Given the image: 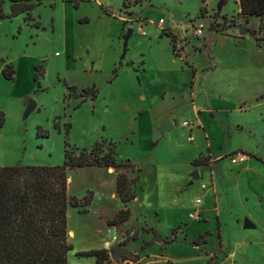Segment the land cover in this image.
Segmentation results:
<instances>
[{
    "label": "rangeland",
    "instance_id": "obj_1",
    "mask_svg": "<svg viewBox=\"0 0 264 264\" xmlns=\"http://www.w3.org/2000/svg\"><path fill=\"white\" fill-rule=\"evenodd\" d=\"M2 1L0 166L62 165L65 141L80 149L106 141L118 161L143 171L130 220L113 239L107 220L124 208L110 180L116 175L68 173V195L94 193L86 211L67 209L68 264H95L75 253L100 248L112 249L110 264H205L220 250L227 257L217 264H264V163L228 159L238 146L264 159V46L239 34L249 25L234 0L219 13L216 0H31L29 17L12 18ZM6 64L13 81L1 75ZM66 85L99 93L81 102ZM30 100L36 107L24 118ZM170 116L174 127L161 134ZM207 147L215 161L193 166ZM190 166L199 172L192 183ZM245 219L254 228H243ZM174 229L177 239L166 244ZM199 235L206 243L197 246Z\"/></svg>",
    "mask_w": 264,
    "mask_h": 264
},
{
    "label": "trees",
    "instance_id": "obj_2",
    "mask_svg": "<svg viewBox=\"0 0 264 264\" xmlns=\"http://www.w3.org/2000/svg\"><path fill=\"white\" fill-rule=\"evenodd\" d=\"M12 18L27 13L34 7L31 0H8ZM229 0H216V13H219ZM0 19L5 18L1 13ZM237 5V16L248 24V31L256 47L264 46V0H234ZM124 5V2H123ZM258 23L250 25V19ZM170 38L171 51L174 52V36ZM34 80L38 78L37 70ZM14 70L6 64L1 75L6 81L14 80ZM43 73L41 74V76ZM114 77L117 68L113 69ZM68 96L85 100L96 99L99 90L95 85L78 89L67 86ZM1 120V119H0ZM1 125V122H0ZM71 125L66 126V137ZM208 152V150H207ZM63 164L47 165H11L0 166V264H68L67 254L73 250L68 243L67 209L79 208L86 211L91 204L94 193L88 190L77 198L68 195V173L83 168H97L104 171L112 169L115 173V192L124 208L108 218L110 228H116L130 220L131 210L128 204L137 200L142 191L141 178L143 171L130 160L118 161L113 142H95L90 149L71 146L64 142ZM209 157L199 155L192 161L193 166H206L204 161ZM176 230L166 240V244L176 239ZM136 240V237H132ZM127 241V240H126ZM125 241V242H126ZM197 246L205 244L202 235L193 241ZM125 245V243L123 244ZM144 249V247L142 248ZM222 251L213 254L205 264H217L226 258ZM112 249H91L76 252L79 258H94L95 264H110ZM137 255L132 259L122 255L123 261L137 262Z\"/></svg>",
    "mask_w": 264,
    "mask_h": 264
},
{
    "label": "water",
    "instance_id": "obj_3",
    "mask_svg": "<svg viewBox=\"0 0 264 264\" xmlns=\"http://www.w3.org/2000/svg\"><path fill=\"white\" fill-rule=\"evenodd\" d=\"M239 34H249V31L247 29H240ZM132 35V29L128 28L126 30V34L122 39V54H121V59L125 57V54L127 52V44L128 40ZM36 107V103L33 100H30L25 108L24 115L23 117L26 118ZM173 128V124L169 119H165L160 127V133H164L170 129ZM191 183L192 181L198 180L199 179V173L198 170H194L191 173ZM68 181V180H67ZM243 228H254V225L251 221L248 219H245L243 222ZM109 238L113 239L114 238V228H111L109 231ZM156 242H161L162 238L161 237H155Z\"/></svg>",
    "mask_w": 264,
    "mask_h": 264
},
{
    "label": "crops",
    "instance_id": "obj_4",
    "mask_svg": "<svg viewBox=\"0 0 264 264\" xmlns=\"http://www.w3.org/2000/svg\"><path fill=\"white\" fill-rule=\"evenodd\" d=\"M171 122H172V124H173V121H172V116H170V117H167ZM173 127H174V125H173ZM197 127V130L198 129H200L201 128V126L200 125H197L196 126ZM202 131H204V129H202ZM205 133V132H204ZM221 133H222V131H221ZM208 150V154H209V156L211 157V162H214L215 161V159L213 158V154H212V152H210V148H206V151ZM240 151V152H243V153H245V154H247L248 156H249V159L246 161V162H252V163H255V165H256V163H264V159L262 158V152L261 151H255V152H251V151H249L248 149H245L244 147H241V146H238V147H236L235 148V151ZM255 150H256V148H255ZM205 151V152H206ZM204 152V153H205ZM203 154V152H201L199 155H202ZM198 155V156H199ZM194 160V159H193ZM192 160V161H193ZM191 161V162H192ZM246 162H243V163H246ZM238 164H242V163H237V165ZM236 165V164H235ZM102 170V169H101ZM192 170H194L193 169V167L192 166H190V168H188L185 172L187 173V171L188 172H190L189 174H191V172H192ZM106 173L107 174H110V175H113V174H115L114 172H113V170L112 169H108V170H106ZM199 173V172H198ZM187 176V175H186ZM116 177V176H115ZM115 177H113V178H110V180L112 181L113 180V182L115 183ZM185 177V176H184ZM184 179V178H183ZM185 179H186V177H185Z\"/></svg>",
    "mask_w": 264,
    "mask_h": 264
},
{
    "label": "built area",
    "instance_id": "obj_5",
    "mask_svg": "<svg viewBox=\"0 0 264 264\" xmlns=\"http://www.w3.org/2000/svg\"><path fill=\"white\" fill-rule=\"evenodd\" d=\"M159 23H160V25H162L164 23V21L160 20ZM202 30H203V26L200 25L198 27V29L195 31V36H198V37L201 36ZM141 33H142V35H144L143 31H141ZM185 125L187 126V123H185ZM228 159L232 164H237V163L246 162L249 159V156L247 154L239 151V152H236L234 154L229 155Z\"/></svg>",
    "mask_w": 264,
    "mask_h": 264
},
{
    "label": "bare ground",
    "instance_id": "obj_6",
    "mask_svg": "<svg viewBox=\"0 0 264 264\" xmlns=\"http://www.w3.org/2000/svg\"><path fill=\"white\" fill-rule=\"evenodd\" d=\"M68 236H69L70 238H72V237L74 236V233H73V231H71V230H68Z\"/></svg>",
    "mask_w": 264,
    "mask_h": 264
}]
</instances>
